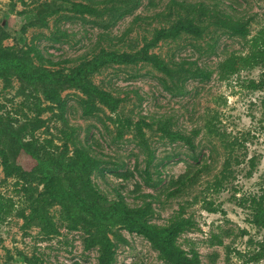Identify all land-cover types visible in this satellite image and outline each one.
Segmentation results:
<instances>
[{
  "label": "rangeland",
  "instance_id": "374dc122",
  "mask_svg": "<svg viewBox=\"0 0 264 264\" xmlns=\"http://www.w3.org/2000/svg\"><path fill=\"white\" fill-rule=\"evenodd\" d=\"M111 1L0 0V25L10 32L4 47L30 51L37 66L72 74L83 65L92 68L110 53L132 60L103 64L91 80L121 100V117L141 124L144 137L133 130L122 132L115 114L98 102L89 108L87 96L76 89L63 92L64 106L45 116L39 136L62 145L65 132L72 133L71 154L81 148L96 161L91 179L108 204H149L150 221L160 226L190 220L193 225L179 244L187 251L194 248L201 264H264V257L252 259L264 242V227L250 223V203L241 205L264 192L263 71L219 79L218 64L230 55L246 54L248 45L213 18L203 24L200 36L168 33L189 16L180 9L183 5L193 10L190 16L198 18L202 9L210 16L221 13L247 24L255 35L264 26V0H138L127 15L121 8L112 12ZM75 5L97 12L78 13ZM158 61L172 73H165ZM201 70L211 79H202ZM252 81L262 87L254 89ZM19 86L15 81L5 87L0 80V113L20 104ZM208 121L221 136L209 133ZM173 134L193 136L196 150ZM228 141L237 144L234 177L223 192L215 193L210 184L226 161ZM253 159L255 169L248 175ZM186 174L193 180L182 187L177 181ZM0 195L15 209L0 223V264H99L100 252L89 246L90 234L84 227L71 229L59 206L50 209L55 233L27 223L32 192L7 178L1 164ZM209 203L219 211H207ZM122 233L128 244H118L113 264H166L149 240Z\"/></svg>",
  "mask_w": 264,
  "mask_h": 264
},
{
  "label": "trees",
  "instance_id": "16d2710c",
  "mask_svg": "<svg viewBox=\"0 0 264 264\" xmlns=\"http://www.w3.org/2000/svg\"><path fill=\"white\" fill-rule=\"evenodd\" d=\"M110 4L112 12L121 8L127 15L132 13L139 1L112 0ZM179 7L181 10L185 9L189 16L180 19L168 31L170 35L187 33L200 36L204 30L203 24L213 18L215 25L232 30L246 41V54L230 55L218 64L217 75L221 81H228L243 71L258 68L264 74V26L255 35H251L247 24L229 17L222 18L221 13L210 16L206 9H202V14L197 18L190 16L193 10L189 12V7ZM75 10L82 14L97 12L83 5H75ZM168 33L160 32L162 37H167ZM9 36L8 29L0 25V80L5 87H11L17 81L20 84L18 95L22 101L14 109H6L0 113V164L7 178L18 180L26 190L32 192L34 200L32 199L31 213L24 215L27 223L39 224L46 234L55 233L56 226L50 209L59 206L62 219L71 229L84 227L90 234L89 246L99 249V264H113L118 244H128L122 230L149 240L166 264H201L200 255L194 248L187 251L179 244L180 236L193 225L190 220L178 219L172 225L160 226L150 221L152 209L149 204L137 208H129L121 201L108 204L95 189L91 179L96 161L81 148H76L71 154L69 141L73 140L72 133L65 132V142L62 145H57L53 139H42L39 136V131L47 122L45 116L54 113L55 108L64 106L63 92L76 89L87 96L89 108L95 107L98 102L115 114V123L122 132L133 130L139 137H144L141 124L121 117V100L99 88L91 80V75L103 64H122L132 60L128 56L110 53L97 61L92 68L83 65L72 74H62L37 66L30 51H16L4 47L3 44ZM158 65L168 75L172 73L161 61H158ZM200 77L209 80L211 74L201 70ZM251 83L254 89L262 87L254 81ZM206 127L211 135L221 136L210 121ZM198 133L199 131H194L195 135ZM172 137L184 141L192 151L196 150L193 136L173 134ZM225 145L228 153L226 161L219 175L210 184V189L215 193L223 192L234 177L233 162L237 144L228 141ZM251 165L252 170L248 175H252L255 169L254 159L251 160ZM188 180L192 181L193 178L190 179V175L186 174L177 183L185 187ZM4 198L7 197L0 195V223L5 222L15 210L12 201ZM246 203H250V223L263 228L264 192L250 200L243 199L241 205ZM205 209L212 213L219 211L212 203ZM263 257L264 242H261L260 251L252 259L259 262Z\"/></svg>",
  "mask_w": 264,
  "mask_h": 264
}]
</instances>
